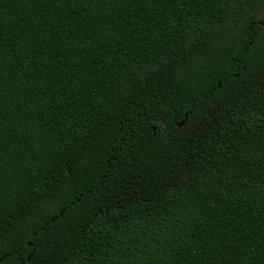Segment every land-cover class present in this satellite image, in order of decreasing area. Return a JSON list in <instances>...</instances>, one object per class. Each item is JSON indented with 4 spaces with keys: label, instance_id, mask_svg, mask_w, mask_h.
<instances>
[{
    "label": "trees",
    "instance_id": "trees-1",
    "mask_svg": "<svg viewBox=\"0 0 264 264\" xmlns=\"http://www.w3.org/2000/svg\"><path fill=\"white\" fill-rule=\"evenodd\" d=\"M263 21L0 0V264H264Z\"/></svg>",
    "mask_w": 264,
    "mask_h": 264
},
{
    "label": "water",
    "instance_id": "water-1",
    "mask_svg": "<svg viewBox=\"0 0 264 264\" xmlns=\"http://www.w3.org/2000/svg\"><path fill=\"white\" fill-rule=\"evenodd\" d=\"M259 26L264 27V21H263V22H259ZM217 87H218V89H220L221 84L219 83ZM187 116H188V115H185V116H184V119H183L181 122L177 123V127H178V128H182V127L185 125V123H186V121H187ZM60 216H62V213L60 214ZM56 219H57V218L52 219L51 222H54ZM28 246H31V244H29ZM33 253H34V252H32V253L28 256L27 261H29V260L32 258ZM6 257H7V256L1 258V259H0V263H1Z\"/></svg>",
    "mask_w": 264,
    "mask_h": 264
}]
</instances>
